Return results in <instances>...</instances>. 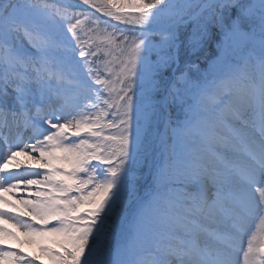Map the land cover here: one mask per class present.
<instances>
[{
	"label": "snow or ice",
	"instance_id": "obj_1",
	"mask_svg": "<svg viewBox=\"0 0 264 264\" xmlns=\"http://www.w3.org/2000/svg\"><path fill=\"white\" fill-rule=\"evenodd\" d=\"M5 218L53 264H264V0H0Z\"/></svg>",
	"mask_w": 264,
	"mask_h": 264
},
{
	"label": "bare ground",
	"instance_id": "obj_2",
	"mask_svg": "<svg viewBox=\"0 0 264 264\" xmlns=\"http://www.w3.org/2000/svg\"><path fill=\"white\" fill-rule=\"evenodd\" d=\"M21 161H26L27 158L23 155H21L19 158ZM26 166V165H25ZM23 171V167L20 169ZM37 187L43 188L44 186H31L27 191L23 190V186H21L22 190L17 193L15 196H13L11 193H4V195L13 201V203H17L21 197L25 199H31L36 200L38 197L36 196ZM6 211L10 212H16L15 209H12L9 205L3 206ZM18 207L23 208V205H18ZM26 221L31 220V217H24ZM36 223H39V220L37 219ZM0 226L9 229L10 231L16 233V236L18 239H13L11 237H6V246H11L12 248L16 250L22 249L24 253H26L29 257L35 259L36 257H39V260L36 261V264H52L53 262L51 259L40 250L39 242L42 240L44 243H49L51 240V237H33L29 236L25 233V231L15 225V221L8 220L7 218L0 220ZM52 247L56 248L55 245H52ZM0 264H9L8 261H0Z\"/></svg>",
	"mask_w": 264,
	"mask_h": 264
},
{
	"label": "rangeland",
	"instance_id": "obj_3",
	"mask_svg": "<svg viewBox=\"0 0 264 264\" xmlns=\"http://www.w3.org/2000/svg\"><path fill=\"white\" fill-rule=\"evenodd\" d=\"M53 264V263H52Z\"/></svg>",
	"mask_w": 264,
	"mask_h": 264
}]
</instances>
